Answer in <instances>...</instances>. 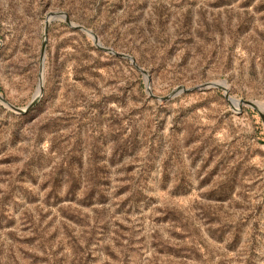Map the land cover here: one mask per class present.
<instances>
[{
	"label": "rangeland",
	"instance_id": "rangeland-1",
	"mask_svg": "<svg viewBox=\"0 0 264 264\" xmlns=\"http://www.w3.org/2000/svg\"><path fill=\"white\" fill-rule=\"evenodd\" d=\"M0 96V264H264V0H0Z\"/></svg>",
	"mask_w": 264,
	"mask_h": 264
},
{
	"label": "water",
	"instance_id": "water-1",
	"mask_svg": "<svg viewBox=\"0 0 264 264\" xmlns=\"http://www.w3.org/2000/svg\"><path fill=\"white\" fill-rule=\"evenodd\" d=\"M50 16L52 17V18H57V17H62L63 15H62V13H60V12H53V13H50ZM64 17V20L66 21V22H68V19H67V17L64 15L63 16ZM76 28H78V29H80V30H82V31H85L86 33H88L89 31H87V30H85V29H83V28H80V27H76ZM93 37H94V40L96 39V37H95V35L93 34ZM95 42V41H94ZM97 45V47L99 48V49H101V50H103V51H107V52H110V53H112V54H114L115 56H117V57H121V58H127V59H129L131 62H132V64L140 71V72H143L135 63H134V61H133V59L132 58H130L129 56H125V55H122V54H119V53H115V52H113V51H110V50H107V49H104L103 47H101L100 45H98V44H96ZM44 48H45V44H44V42L42 43V45H41V49H40V56H39V60H40V64L42 63V61H43V57H44ZM40 70H42V65H40ZM213 87H215V88H222L220 85H218L217 83H206V84H203V85H201V86H199V87H193V88H188V89H185V88H181V90L183 91V92H185V93H188V92H192V91H196V90H201V89H208V88H213ZM171 97V95L170 96H168V97H166L165 99H168V98H170ZM2 99V97L0 96V100ZM164 99V100H165ZM2 101V100H1ZM35 103V100H33L26 108H24L23 110L22 109H18V108H15V107H12V106H10V105H8L13 111H15L16 113H19V114H23V113H26L31 107H32V105ZM248 104H250V103H248Z\"/></svg>",
	"mask_w": 264,
	"mask_h": 264
},
{
	"label": "bare ground",
	"instance_id": "bare-ground-1",
	"mask_svg": "<svg viewBox=\"0 0 264 264\" xmlns=\"http://www.w3.org/2000/svg\"><path fill=\"white\" fill-rule=\"evenodd\" d=\"M62 18H64L63 16H62ZM88 35H90V37L92 38V40L93 41H95V43L96 44H98V41H97V38L94 40V37H93V33L92 32H88L87 33ZM98 45H100V44H98ZM147 80V79H146ZM219 85V84H218ZM223 87V86H222ZM40 88H41V82L39 83V86H38V89H39V91H40ZM226 91H227V89L226 88H224ZM39 94V93H38ZM2 101H3V99H1ZM257 106L260 108L261 107V105L260 104H257Z\"/></svg>",
	"mask_w": 264,
	"mask_h": 264
}]
</instances>
